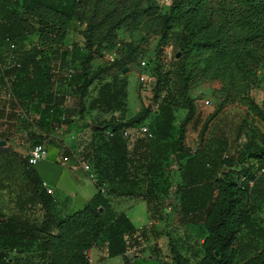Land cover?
<instances>
[{
	"label": "trees",
	"instance_id": "obj_1",
	"mask_svg": "<svg viewBox=\"0 0 264 264\" xmlns=\"http://www.w3.org/2000/svg\"><path fill=\"white\" fill-rule=\"evenodd\" d=\"M155 9L154 0H0V48L13 53L11 68L17 66L26 79H31L29 73L35 72L32 82L38 93L42 87L48 88L45 84L52 78L51 71L38 75L48 55L65 69L61 75L55 74L56 78L64 76L65 83L40 94L38 99H45L44 104L39 106L38 101L33 104L39 116L30 118L31 123L25 122L24 127L32 124V128L44 132L55 128L43 119L62 105L65 92L76 93L82 108V97L89 93L93 83V94L85 109L109 113L108 118L91 128L89 137L79 147L81 159L95 175L96 191L81 208L64 215L59 214L54 200L41 187L26 157H20L9 145H0V191L11 187L7 179L14 176L15 170L22 180L12 190L15 210L6 214L0 211V264H17L26 248H34L37 253L33 264H91L84 250L103 231L109 256L136 246L133 240L128 241L133 227L123 213L112 209L105 193L140 194L162 211L167 205L158 200L153 190L155 182L146 180L142 189L139 176H146V172L158 165V156L165 147L176 151L174 156L180 161V180L173 190L179 219L200 221L204 230L198 243L201 256L194 264H264V216L255 215L259 203H264V170L259 172L264 164V134L258 135L257 142L243 143L239 152L241 160L237 163L230 162L226 152H219L209 143L194 151L183 144V125L194 112L186 90L206 77L219 79L222 83L219 91L223 93V100L207 119L224 102L237 101L264 120V105L259 107L247 93L256 82L258 64L264 61V0H171L159 14L160 33L154 50L159 54L166 40L172 38L171 45L179 52L172 62L177 71L178 91L167 92L157 100L156 93L161 88L157 87L149 105H141L134 114L125 117V74L113 72L97 82L108 67L120 69L138 55L137 45L130 40H117L116 29L135 27ZM181 16L189 26L173 29ZM71 21L83 24L79 31L82 53L76 63L66 58L73 53L72 44H75L68 46L65 42ZM32 35L35 42L25 46L24 38ZM8 41H13L15 46L9 48ZM116 43L125 52L107 60L106 65L98 63L90 69L88 60L92 55ZM221 60L232 61L236 70L225 72L227 64H217ZM1 62L0 57V81H4L9 66L3 67ZM167 82L165 76L162 83ZM177 107L186 112L172 137L173 109ZM113 111L117 116H113ZM141 123L147 124L151 136L139 131ZM134 125L139 136L129 150L125 135L129 133L127 128ZM122 129L126 130L124 135ZM29 135L31 144L42 143L45 137L44 133L37 137L33 129ZM36 204L41 212L39 218L32 214ZM158 264L192 263L169 243L168 258Z\"/></svg>",
	"mask_w": 264,
	"mask_h": 264
},
{
	"label": "rangeland",
	"instance_id": "obj_2",
	"mask_svg": "<svg viewBox=\"0 0 264 264\" xmlns=\"http://www.w3.org/2000/svg\"><path fill=\"white\" fill-rule=\"evenodd\" d=\"M171 0H154L156 9L153 14L141 19V21L135 27H120L116 29L115 35L118 41H131L133 45H137L138 55L134 57L133 60L127 61L122 67H126L124 72H121V68L118 69L115 66L108 67L105 75L102 76L101 80L97 83L105 80L113 72L124 73L126 77V107L125 109L128 112L124 113V116H127L129 113L133 114L140 109L141 105H149L152 100V95L154 90L157 87H161L157 91L158 100L164 96L167 92L177 93L178 80L176 77V68L173 65V59L175 57V48L171 45L172 38L169 37L166 41L167 43L161 48L159 54L155 53V46L159 39L160 33V23H159V14L164 12L167 9L168 4ZM186 18L184 16L179 17L173 25V29H179L181 26H189L185 23ZM83 27V24L80 25L74 21H71L68 25V33L66 35L67 40H65L68 46L72 43V54L66 56L67 59H72L75 63L80 59L82 50L79 48L81 45V34L80 30ZM35 42V35L24 38L23 44L28 46L30 43ZM125 52L124 47H118L117 43L113 46H106L99 49L98 54H93L92 58L88 60L90 69L94 68L96 64H107V60L113 58H118ZM0 57L2 58V66L7 67L5 76L6 80L0 81V138L4 136L8 141L6 143L10 144L14 148L15 152L20 155V157H26L28 148L32 142L30 140V133L32 132V124L24 127L25 122H30V118L37 119L38 111L34 109L33 104L37 103L42 106L45 99L38 97L42 92H45L48 88L53 89L59 88L62 84L65 83V77H57L55 74L61 75L65 71L64 66L57 64V61L50 55L49 59L44 60L41 64L42 69L38 72V75H41L42 72H52V78L49 79V82L45 85H48V88L45 86L42 87L41 93L37 92V89L33 87V78L36 77V73H29L28 78L21 75V72L17 69V66L11 68V60L13 57L12 52H8L5 48H0ZM140 60L144 61V64L140 63ZM219 66L227 64L228 68L225 72L236 70L232 66V61H219L217 63ZM199 67V63H197ZM142 75L144 80H139L138 76ZM165 76L167 77L168 82L162 83ZM158 79V83L155 81ZM31 80V81H29ZM60 81V83H59ZM71 81V80H70ZM222 83L217 78L206 77L195 83L191 84L186 90V96L192 99L194 105L193 117L188 119L184 125V138L183 144L190 148L191 151H194L203 144L209 143V146L215 147L220 151L226 152L229 157L230 162L237 163L239 162L240 156L239 152L241 151V146L246 141L257 142L258 135L264 134V120L259 118L255 112L251 111L247 105L241 104L240 102H224L219 108L216 114L207 119L209 114L212 113L219 105L221 100H223V93L221 90ZM95 84L90 85V91L87 95L82 97V108L78 104V95L76 93H71L66 91L65 96L62 97L61 104L56 107V110L53 109L49 115L44 118V122H49L50 125L56 127L63 126L68 123L74 127L86 126L90 121L104 120L109 117V113H99L98 117L95 114L87 113L85 105L88 102V99L93 94ZM58 90V89H56ZM31 92V93H29ZM14 93V95L12 94ZM249 97L256 102V104L261 107L264 105V61L260 62L256 68V82L248 89L247 91ZM208 100V103L204 101ZM40 102V103H39ZM81 108V110H80ZM186 110L177 107L173 109V128L171 129V136H175L176 128L179 122L182 121V118ZM49 113V112H48ZM86 113V115H84ZM105 116V117H104ZM117 113L115 112V115ZM86 118V120H85ZM207 119L205 126L203 127L204 121ZM85 120V121H84ZM67 125V126H68ZM56 128H51L48 131H53ZM86 132L78 133L74 136L65 139V143L73 147L72 156H57V162L69 163L71 166L75 164H80L83 160L79 155V147L85 141L89 135L88 128L85 129ZM129 132L128 136L125 135L127 148L129 150L132 148L134 140L139 136L137 131V126L134 125ZM58 134H61L58 132ZM15 135V136H13ZM45 137L42 138L41 142L45 145L48 155L51 143H55L54 136L49 135L52 142L47 138V134H44ZM56 139V138H55ZM11 140V141H10ZM60 146L65 148L62 140H58ZM176 151H172L169 147H165V150L162 154L158 156V165H155L152 171L146 172V176H139L140 187L143 189L146 180L151 179L155 182L153 188L155 194L158 197V200L173 199V190L178 183L179 176V160L174 156ZM63 154H66V151L63 150ZM155 156V153L153 154ZM152 156V157H153ZM80 180L83 183L82 179L87 180L90 184V178L85 172L80 173ZM95 178V175L93 176ZM11 185L8 189H3L0 191V211L3 213H9L12 210H15L12 203V190L17 187L21 182V177L18 174V170H15L14 176L7 179ZM105 192V190L103 191ZM106 198L109 201L110 206L114 203L113 196L115 194L105 193ZM164 201V200H163ZM54 202V201H52ZM113 202V203H112ZM83 202L76 197L74 199L73 208L81 207ZM72 208V209H73ZM32 214L39 218L40 208L38 204L33 206ZM63 213V212H62ZM31 216V214H29ZM105 231H103V237L105 236ZM197 244V238H194V244ZM31 248H26L21 255L17 264L24 261H31L32 258L37 259V253H28ZM129 252L139 251L137 245L132 248L129 247ZM24 250V249H23ZM33 250H35L33 248ZM86 254V250H84ZM130 257V255H129ZM141 260L143 264L145 263L146 256L143 255ZM99 263V260H98ZM42 264V263H41ZM100 264H120L119 259L104 261L102 260ZM155 264V263H153Z\"/></svg>",
	"mask_w": 264,
	"mask_h": 264
},
{
	"label": "crops",
	"instance_id": "obj_3",
	"mask_svg": "<svg viewBox=\"0 0 264 264\" xmlns=\"http://www.w3.org/2000/svg\"><path fill=\"white\" fill-rule=\"evenodd\" d=\"M86 111L87 113L97 115V117L99 115V111L95 109H86ZM127 112L128 110H126V113ZM112 114H115V111H113ZM132 114L133 112L125 117ZM84 115H86V113H84ZM67 125L68 124H64L63 126L55 127V130L53 129V131L47 132L38 128H32L37 137L38 134L44 133L47 134V138L50 142H52V139L49 138V135L56 138H54L55 143H51L46 158L38 160L32 165V169L38 179L40 181H45L51 188L49 195L54 200V206L57 211H59L60 215L81 208L96 191L93 182L94 173L90 168L85 170L80 164L71 166L69 163H58L57 156H59V154L60 157H65L67 155L72 156L73 147L66 144L64 142L65 139L75 134L86 132L85 129L87 128L90 135L91 128H96L98 126L97 120L90 121L86 126L76 127V130H74V127L70 124ZM131 129L132 127H128L127 131L131 132ZM58 132L61 134H58ZM130 134L131 133H129V137ZM1 139L5 140L4 145H9L11 147L10 144L6 143L8 140L4 136H2ZM58 140L63 141L65 148L60 146ZM63 150L66 151V154L62 153ZM83 162L84 161L81 163ZM81 172H85L88 175L91 184L85 179H82V183L79 176ZM179 180L180 177L178 176V182ZM76 197H78L83 204L81 207L73 208L72 205H74V199ZM112 198L114 202H112L113 204L111 205L112 209L116 213H123L128 223L133 227L134 232L132 233V237H128V241L133 240V242L137 244V249H139V251L128 254L131 249L127 248L123 253L109 256L107 255L106 235L102 238L103 232H100L96 241L86 249V254L91 264H100L102 260L107 262L114 259H119L120 264H143L141 260L143 255L146 256L145 263L158 264L161 260L168 258L169 243L173 245L180 254L186 256L192 264L199 259L201 256V249L198 243L202 241L204 236L202 223L192 219H188L189 221L186 222L183 220L184 218L179 219L180 213L178 211L176 196L173 197L171 201L167 198L163 199L164 201H162V203L167 206L163 207L162 211H158V209L154 207V202H147L140 194H115ZM257 208L259 209L256 210L255 215L264 216V203H259V207ZM194 238H197V244H194ZM135 239H137V241H135ZM33 252L34 250L31 248L28 253ZM36 260V258H32L30 264H33Z\"/></svg>",
	"mask_w": 264,
	"mask_h": 264
},
{
	"label": "built area",
	"instance_id": "obj_4",
	"mask_svg": "<svg viewBox=\"0 0 264 264\" xmlns=\"http://www.w3.org/2000/svg\"><path fill=\"white\" fill-rule=\"evenodd\" d=\"M7 45L9 48H13L15 46V43L13 41H8ZM140 63L144 64V61L140 60ZM67 75H69V72ZM138 78H139V80H144L142 75H139ZM204 102L208 103V100H205ZM138 129L141 133L145 134L146 136H151V133L148 130V126L146 123H141L138 126ZM121 133H122V135H124L126 133V130L122 129ZM46 154H47L46 147L43 143H33L28 148V151L26 154V160L29 164L33 165L38 160L46 158ZM80 166L85 170L89 169V165L86 162L80 163ZM263 170H264V164L262 167H260L259 172H261ZM240 178H242V176H240ZM40 184L46 193L51 192V188L47 185V183L45 181L41 180ZM250 184H251V181H248V185H250ZM12 250H14V249H12Z\"/></svg>",
	"mask_w": 264,
	"mask_h": 264
},
{
	"label": "water",
	"instance_id": "obj_5",
	"mask_svg": "<svg viewBox=\"0 0 264 264\" xmlns=\"http://www.w3.org/2000/svg\"><path fill=\"white\" fill-rule=\"evenodd\" d=\"M179 54L178 51L175 52V56H177ZM126 70V67H122L121 68V72H124ZM5 144V140L4 139H0V145H4ZM98 209H100V207H98ZM216 253V251H214Z\"/></svg>",
	"mask_w": 264,
	"mask_h": 264
}]
</instances>
